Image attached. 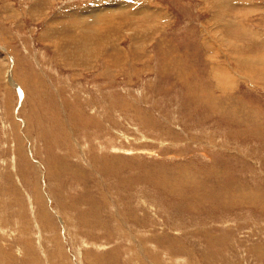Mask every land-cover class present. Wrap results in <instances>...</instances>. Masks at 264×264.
Masks as SVG:
<instances>
[{"label": "rangeland", "instance_id": "1", "mask_svg": "<svg viewBox=\"0 0 264 264\" xmlns=\"http://www.w3.org/2000/svg\"><path fill=\"white\" fill-rule=\"evenodd\" d=\"M252 70L264 0H0V264H264Z\"/></svg>", "mask_w": 264, "mask_h": 264}, {"label": "bare ground", "instance_id": "2", "mask_svg": "<svg viewBox=\"0 0 264 264\" xmlns=\"http://www.w3.org/2000/svg\"><path fill=\"white\" fill-rule=\"evenodd\" d=\"M234 1V0H233ZM225 4V3H224ZM219 5V4H218ZM214 6V5H213ZM216 7H217V5H216ZM98 9V8H97ZM96 9V10H97ZM101 9H98V11H100ZM92 11V10H91ZM93 11H95L94 9H93ZM214 11H216V10H214ZM220 11V10H219ZM89 12V11H88ZM157 13V12H156ZM212 13H214V12H212ZM217 13V12H216ZM86 14H90V13H86ZM85 14V15H86ZM93 14V13H92ZM231 14H233V13H231ZM84 15V14H83ZM216 15V14H215ZM146 16H150V15H146ZM84 17V16H83ZM214 17V16H213ZM215 18V17H214ZM104 23V22H103ZM103 23L101 24V25H103ZM109 24V23H108ZM107 24V25H108ZM111 25V24H110ZM98 26H100V25H98ZM109 26V25H108ZM121 26V25H120ZM237 27V26H236ZM99 28H103V27H99ZM113 28H114V26H113ZM142 28V27H141ZM108 31H110L109 29H108V27L106 28ZM116 30V29H115ZM55 32V31H54ZM54 32H52V33H54ZM78 32L79 33H81V38L79 37V41H77V42H79V44H84V45H80L81 46V48L80 49H78L79 50V52H80V55L78 54V56H77V54H75L73 51V49H74V45L75 44H77L76 43V41H75V43H74V45L72 46L71 44H70V46H72V47H70L69 46V49L70 48H73L72 50V52L74 53V54H72V53H70L71 52V50H67L66 49V47H68L67 46V44L65 43L64 45H66V46H64L65 48H62L61 46L59 47V46H55L54 45V47H56V48H60V51H61V55H63L64 54V50L65 51H67V53L65 54V56H66V59H68L70 56H71V58L74 60V61H91L92 60V56H94V54L95 53H100L101 51H102V45H103V43H105V42H107V41H109V40H107V41H105L106 39H109V38H105L104 40H102V41H100L98 38V41H96V36L94 35V38L91 36V35H93V34H91L90 33V31L88 32V31H85V30H83V31H79L78 30ZM115 32V31H114ZM47 33V32H46ZM45 33V34H46ZM57 33V32H56ZM94 33V32H93ZM111 33V32H110ZM49 34H50V32H49ZM58 34V33H57ZM47 35V34H46ZM110 35V34H109ZM143 35V34H142ZM235 35V34H234ZM43 36V35H42ZM76 37V36H75ZM75 37H74V40H75ZM69 38V40L70 41H72V43H73V37H72V35L70 36V37H68ZM77 38V37H76ZM63 38H61V40H62ZM260 39V38H259ZM69 40H68V42H69ZM78 40V39H77ZM56 41V40H55ZM63 42H64V40H63ZM56 43H58V41L56 42ZM62 43V41L60 42V44L59 45H62L61 44ZM106 44V43H105ZM77 46V45H76ZM89 48H88V47ZM77 47V48H78ZM105 47H106V45H105ZM76 49V48H75ZM118 49V48H117ZM116 49V47L114 48V49H112V51H111V53L109 54V57H108V59H110V58H113V59H115V58H117L118 60H119V57L121 56L119 53L120 52H117V51H115V50H117ZM56 51H57V49H56ZM77 51V50H76ZM75 51V52H76ZM105 52V48H104V50H103V52L102 53H104ZM77 53V52H76ZM97 57V55H95L94 56V58H96ZM249 60H250V58H249ZM115 63V64H114ZM113 63V65H116V64H118L119 62L118 61H116V62H114ZM71 64V63H70ZM257 63H255V64H253V65H256ZM245 65V64H244ZM81 66H87V63H82L81 64ZM106 66H108V68H109V64L107 65V64H105L104 65V67H106ZM250 74H251V76H254V77H258V78H264V74H255V72L252 70V72L250 71ZM261 80V79H260Z\"/></svg>", "mask_w": 264, "mask_h": 264}]
</instances>
